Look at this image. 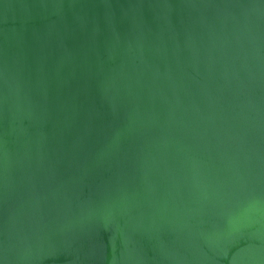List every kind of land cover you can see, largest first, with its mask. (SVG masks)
Returning <instances> with one entry per match:
<instances>
[{"label":"water","instance_id":"1","mask_svg":"<svg viewBox=\"0 0 264 264\" xmlns=\"http://www.w3.org/2000/svg\"><path fill=\"white\" fill-rule=\"evenodd\" d=\"M0 264H264V0H0Z\"/></svg>","mask_w":264,"mask_h":264}]
</instances>
